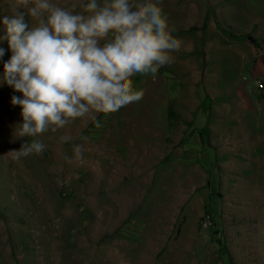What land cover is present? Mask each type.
<instances>
[{
	"label": "rangeland",
	"instance_id": "1",
	"mask_svg": "<svg viewBox=\"0 0 264 264\" xmlns=\"http://www.w3.org/2000/svg\"><path fill=\"white\" fill-rule=\"evenodd\" d=\"M15 2L0 0V264H264V0H161L182 43L155 76L132 77L143 97L96 114L102 127L83 118L38 137L19 136L11 100L22 94L2 80ZM215 20L260 43L254 80L253 63L215 59L227 45ZM220 65L247 87L263 83V109L230 114ZM244 118L255 128L230 132ZM34 139L43 153L14 157ZM236 140L243 154L230 157Z\"/></svg>",
	"mask_w": 264,
	"mask_h": 264
},
{
	"label": "clouds",
	"instance_id": "2",
	"mask_svg": "<svg viewBox=\"0 0 264 264\" xmlns=\"http://www.w3.org/2000/svg\"><path fill=\"white\" fill-rule=\"evenodd\" d=\"M160 4L78 0L69 8L53 0H16L13 18L3 21L12 55L4 63L2 80L22 94L11 100L22 109L19 136L56 132L83 118L99 128L96 114L107 116L138 102L144 93L132 77L155 76L181 48ZM4 54L0 49V57ZM70 140L69 135L60 137L61 143ZM45 148L34 139L12 153L27 157ZM73 148L80 158L81 146Z\"/></svg>",
	"mask_w": 264,
	"mask_h": 264
},
{
	"label": "crops",
	"instance_id": "3",
	"mask_svg": "<svg viewBox=\"0 0 264 264\" xmlns=\"http://www.w3.org/2000/svg\"><path fill=\"white\" fill-rule=\"evenodd\" d=\"M222 32L227 36L225 37V44L224 48L222 47L220 50H218L217 54L215 55V59H218L221 55H223L224 59L227 58H232L233 61H235V63L238 65V69H242L243 67L246 68V66H244V64L246 63H250L252 65V67L248 70L250 77L253 78V80L255 79L256 73L260 71L261 66L263 64V58H262V53H260L259 51H257V49L254 47L253 44H251L246 38L244 37H231L229 36L227 33H225L223 30ZM217 57V58H216ZM218 67V66H216ZM221 67V65H220ZM221 68H223L222 70V75L225 79V83L223 85H226V87H222V92L227 94V97H231L234 95V99L236 100V103L234 104V109L230 110V114H233V117H235L237 119V117H239L244 111H250V113L254 114V106H253V102H256L259 106V109H263L262 105H260V101L257 99V97H261L262 93L260 91V89L257 88V83L254 81L250 87H247V85H245L242 82V79H232L230 76H228V71L229 68H226L224 66H222ZM237 69V68H234ZM248 69V68H247ZM258 74V73H257ZM256 84V85H255ZM231 99H229V101L232 103ZM260 99V98H259ZM260 102V103H259ZM240 106V110L238 109V107ZM229 114V115H230ZM245 114V113H244ZM246 117V116H245ZM246 118H244V120H240L238 122V126H233L230 130V132H246L249 131V129L251 127H247V129H245V125H247ZM251 124H249L248 126H250ZM253 126V125H251ZM255 128V127H254ZM253 128V129H254ZM253 129H250L253 130ZM231 137H233L231 135ZM240 141H235L232 144L226 146V148L228 149V153H230V157H233L232 155H237L242 153L239 149H243V147H239L240 146ZM244 144V142L242 143ZM238 148H235L234 146H236ZM245 146V145H243ZM261 146L264 149V142H261ZM238 149V150H236ZM243 154V153H242ZM241 155V154H240ZM230 162V161H229ZM248 207V206H247ZM251 207V206H249ZM264 207V206H263Z\"/></svg>",
	"mask_w": 264,
	"mask_h": 264
},
{
	"label": "trees",
	"instance_id": "4",
	"mask_svg": "<svg viewBox=\"0 0 264 264\" xmlns=\"http://www.w3.org/2000/svg\"><path fill=\"white\" fill-rule=\"evenodd\" d=\"M215 23L220 27V28H222L221 26H220V24L215 20ZM222 30L225 32V33H227L229 36H231V37H244V38H246L251 44H253L254 45V47L256 48V49H260V43L257 41V39L253 36V35H251L250 33H247V32H243V31H239V32H234V31H232L231 29H229V28H222Z\"/></svg>",
	"mask_w": 264,
	"mask_h": 264
},
{
	"label": "built area",
	"instance_id": "5",
	"mask_svg": "<svg viewBox=\"0 0 264 264\" xmlns=\"http://www.w3.org/2000/svg\"><path fill=\"white\" fill-rule=\"evenodd\" d=\"M257 87L261 88L263 87V83L261 81H257ZM210 224V219H209V215H207L201 222L202 227L207 228L208 225Z\"/></svg>",
	"mask_w": 264,
	"mask_h": 264
}]
</instances>
